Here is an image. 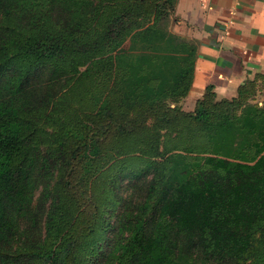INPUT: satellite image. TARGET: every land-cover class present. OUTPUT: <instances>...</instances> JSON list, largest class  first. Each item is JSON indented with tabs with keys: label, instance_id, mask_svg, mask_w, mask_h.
Segmentation results:
<instances>
[{
	"label": "trees",
	"instance_id": "trees-1",
	"mask_svg": "<svg viewBox=\"0 0 264 264\" xmlns=\"http://www.w3.org/2000/svg\"><path fill=\"white\" fill-rule=\"evenodd\" d=\"M113 1L37 0L35 13V0H0L6 21L0 23V264H264V111L243 100L264 74L246 81L232 100L217 101L214 86H208L194 112L173 115L190 118L205 132L211 154L206 168L196 163L179 171L175 164L161 193L121 219L122 231L110 222L118 202L94 193L95 169L105 165L98 167V160L111 134H126L154 116L170 120L159 109L189 92L194 69L181 62L195 60L196 48L177 61L176 76H121L117 93L129 109L143 110L137 118L116 116L104 102L95 129L93 121L62 131L55 157L29 154L31 113L45 110L54 97L51 87L69 79L66 66L50 61L65 58L68 49L98 53L130 34L143 10L162 18L171 6V0H131L112 15ZM36 15L45 23L33 25ZM156 33L154 27L141 30L142 53L154 49ZM167 36L163 54L185 47L179 36ZM143 56L119 52L111 58L134 63ZM159 63L170 65L168 59ZM52 169L60 172L65 197L53 195L42 242L21 248L17 240L35 219L37 180Z\"/></svg>",
	"mask_w": 264,
	"mask_h": 264
},
{
	"label": "rangeland",
	"instance_id": "rangeland-1",
	"mask_svg": "<svg viewBox=\"0 0 264 264\" xmlns=\"http://www.w3.org/2000/svg\"><path fill=\"white\" fill-rule=\"evenodd\" d=\"M112 3L108 12L114 15L117 12L116 7H128L131 0H114ZM177 3L178 0H171L169 12L162 18L150 10H143L138 20L130 24L129 27L132 28L130 34L108 43L98 53L84 54L76 49H68L65 58L50 61L52 64L66 66L65 79H69L51 87L50 95L54 97L45 110L32 112L30 115L28 151L31 156L37 160L44 156L50 157L51 154L55 157L61 143L60 134L66 127L77 125L84 127L94 121L95 129L99 120L96 115L102 110L104 102L111 107L110 112H114L116 116L137 118L138 109L141 108L129 109L117 93L121 76L126 74L125 77L131 76L132 79L134 74H137V77L144 74L146 78L150 75L176 76L179 70L177 61L189 57L193 48L197 49L196 41L179 36L185 49L179 48V53L172 56L162 53L169 46L164 44L162 39L168 37V33L175 34L173 25L177 18L175 15ZM34 6L36 13L37 0ZM30 17L31 15L28 18ZM38 19L39 16L36 15L31 18V23L36 26L38 23H45L39 22ZM0 23H6L1 16ZM146 27L158 30L150 44L156 49L149 48L147 53H142L141 30ZM119 52L144 56L135 58L140 65L137 62L133 63L132 59L119 62L112 60V55ZM164 59H168L170 65L163 67L159 63ZM195 61L196 58L194 60L193 57L188 62L182 60L181 66L195 69ZM27 63H30V60ZM73 65H76V68H72ZM131 71H134V74H131ZM256 80L252 92L243 100L264 111V78ZM192 93L191 85L185 97L171 99L160 107L159 111L167 113L170 120L160 121L154 116L138 128L127 129L126 134H111L108 137L106 151L98 160V167L105 164L104 168L95 169L94 193L102 201H110L111 204L118 202L110 217L111 224L115 225L116 229L119 228L118 232L123 229L122 222L128 219L125 217L126 213H136L149 195L156 197L161 193L169 179V169H173L175 164L181 168L179 171L193 170L184 167H191L196 163H199L198 169L206 168V159L211 154L205 151L209 148L205 132L201 131L190 118L181 115L173 117L177 112H194L197 101L203 98L204 93ZM220 100L222 99L217 98V101ZM60 180V172L56 169H52L46 178L42 176L38 178L33 204L36 211L35 219L27 222L26 229L23 230L26 234L21 240H17L19 247L42 242L45 238L47 214L54 199L53 195L56 192L65 197L59 186ZM128 232L129 228L125 230V236L129 234ZM109 235L112 233H108Z\"/></svg>",
	"mask_w": 264,
	"mask_h": 264
},
{
	"label": "crops",
	"instance_id": "crops-1",
	"mask_svg": "<svg viewBox=\"0 0 264 264\" xmlns=\"http://www.w3.org/2000/svg\"><path fill=\"white\" fill-rule=\"evenodd\" d=\"M175 34L197 42L192 94L217 98L264 74V0H178Z\"/></svg>",
	"mask_w": 264,
	"mask_h": 264
}]
</instances>
